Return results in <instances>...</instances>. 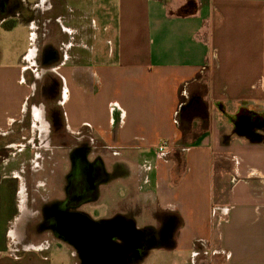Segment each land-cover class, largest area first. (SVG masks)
I'll return each instance as SVG.
<instances>
[{
  "label": "crops",
  "instance_id": "1",
  "mask_svg": "<svg viewBox=\"0 0 264 264\" xmlns=\"http://www.w3.org/2000/svg\"><path fill=\"white\" fill-rule=\"evenodd\" d=\"M187 1L102 0L99 10L114 15L101 19L106 57L95 48L92 18L47 29L57 50L46 58L37 43L18 52L16 41V53L1 51L0 138L15 137V147L29 107V141L52 133L42 100L34 101L52 76L61 85L56 105L67 134L87 143V156L105 164L98 171L112 175L80 188L68 184L59 200L94 221L120 217L125 232L151 238L142 257L127 264H177L184 255L193 264H264V0H194L195 13L179 16ZM9 2L0 0L3 38L25 27L7 25L8 8L18 13ZM8 146L0 149V159H11L0 160V264L75 259L56 234L11 244L23 240L30 221H41L26 193L40 191L41 182L24 180L25 158L56 152ZM56 176L45 183L51 195L62 190Z\"/></svg>",
  "mask_w": 264,
  "mask_h": 264
},
{
  "label": "rangeland",
  "instance_id": "2",
  "mask_svg": "<svg viewBox=\"0 0 264 264\" xmlns=\"http://www.w3.org/2000/svg\"><path fill=\"white\" fill-rule=\"evenodd\" d=\"M40 3L38 7L31 8L32 3L37 2ZM56 0H25L26 3H24L21 0H14L15 5L18 6L17 10L18 13H12V8H8V12L6 15H8V22L7 25L9 27H17L18 23L19 24H24L25 27L21 28L22 30H16L15 32L11 33L9 31L6 33L4 38L1 36L0 37V44L1 42L3 43L2 46H0V52L2 51L3 53L9 51H12V54H14L15 50L11 48L13 43H16L18 41L19 44V49L17 50L18 52L20 51H27L28 47L33 46L34 43L36 45L39 44L41 45V50L39 51L40 53V59H43L44 57H48V55H52L55 53L54 45L52 43H49V31L47 29H55V28H61L63 25H80V24H86L90 22V19H94L95 22H97L99 26V30L96 31V35L99 36V40L95 48L97 47L99 50V54L106 55L107 52V45H105V41L101 42L100 41V36L103 37V40H105V32L102 31V26H101V19L103 17V20L105 18H111L114 15L107 13L105 14V11L103 9L99 10L100 8H103L105 5L102 2V0H65V2L70 3L72 5V9H60V7H57L55 5ZM86 2L89 3L90 9L88 7L86 8L84 4ZM91 2V3H90ZM51 4V5H50ZM9 5H11V0L9 2ZM3 15V14H2ZM60 17L63 21L59 22L56 19ZM65 19V21H64ZM34 25V27L32 26ZM34 30L35 33H37L39 38L32 39V33L31 31ZM33 31V32H34ZM44 31L47 32V35H44ZM53 33H55V30H53ZM43 36H47L46 38H43ZM52 39V38H50ZM58 35L53 39L54 41H57ZM96 43V41H94ZM55 44V43H54ZM94 48V49H95ZM58 52V51H57ZM16 53V52H15ZM14 57V56H12ZM106 57V56H104ZM95 64V63H94ZM47 77V76H46ZM46 79V78H45ZM44 81V86L41 87V90L37 91L35 100H42V104L46 110V116L50 120V122L54 121L53 115L56 110H59V106L56 105V100L60 98V91H61V85L58 82V80L52 78V76H49V80L52 82L51 85H46L45 83H48V78ZM46 81V82H45ZM52 86V87H51ZM46 87V88H45ZM40 93V96H39ZM52 99L50 100V98ZM44 100V101H43ZM33 104V101L31 100L28 104V107ZM53 104V105H52ZM56 105V106H54ZM30 107L28 108V115H26V119L23 122V131L21 134L18 136L19 141L18 142H13L15 147L11 148V143L12 140L15 139V137H10L9 139H1L0 138V149H4L5 145H9L8 149H22V150H27V149H41V151H54L56 152L55 156H50V157H43V155H46V152L42 153V157L39 158H25L24 161V169H21L24 173V180L29 181V183L34 180V182L39 181L41 182V190L36 191V190H31L29 189L26 191L27 195L29 196V199L32 198L34 201V205L29 206L28 208L31 210L30 212L32 213L33 210L40 211L41 214L37 216V219H41L38 221H30L27 226L25 227L27 231H25V237L22 239H19V241H16L15 239L12 245H28L32 244L35 238L34 236H40L38 240H43L44 242L47 241L48 237L45 238V236L42 235H54L56 234V240L60 241L62 244H65L67 247L73 250L75 254V259L72 258L70 259V256L66 255V257L61 258H55L53 256L55 263L56 264H74L75 262L77 264H80V260L78 258V254L76 253L75 246L72 244L69 238H66L63 235L64 232V216L60 215L58 212V209L64 210L66 209L63 213H80L77 212V210H80V207H71L68 205V202H64V200H59L60 198H64L65 191L64 188L66 186V189L69 188V185H73L72 182V177H74L75 174V168L77 166H80L84 168V170L87 171V175L89 176L88 184H91L95 181L94 176L96 178V170L97 167H100L102 165H105L101 159H91L87 156L88 151H89V146L87 143L81 142V141H76L75 139L71 138L69 134H67L63 121H62V116L61 119L59 120V126H54L52 122V133L48 135L45 138L41 137L40 143H38V140L36 139L34 142L29 141V130L32 129V126L30 125L31 119H30ZM61 121V122H60ZM40 145V146H39ZM0 160H5V161H10V158H1ZM41 161V162H40ZM40 166V175L39 174H32L31 173V168L32 166L35 169H38L37 166ZM95 167V169L93 168ZM16 169V167H15ZM91 169H94V173L91 175ZM103 171H104V166H103ZM57 173V186L62 187V190L60 191H54V193L51 195L53 191L48 192L47 190V185L45 183L48 181L49 175L50 177L52 176V172ZM66 171L67 174H66ZM33 175V177H31ZM111 174H102V177H105V182L111 178ZM36 179V180H35ZM52 180V179H51ZM69 184V185H68ZM38 192V193H36ZM51 196H54L55 198H51ZM60 196V197H59ZM66 206V208L64 207ZM92 209V207L90 206ZM57 209V215L55 218H57V221L53 220H47L51 217H54L53 215L55 214ZM52 210V211H51ZM83 214V213H80ZM86 215V214H83ZM32 214L30 215V217ZM88 216V215H86ZM90 218V216H88ZM61 219V220H60ZM91 219V218H90ZM111 219H101L99 222H104V221H109ZM117 219L122 222V218L118 217ZM122 220V221H121ZM98 222V221H97ZM166 234H164L165 236ZM55 236V235H54ZM110 240L119 244H123L124 242H127L130 248H133L135 246L130 245V242L126 241L125 239L121 238L118 234H109L108 235ZM166 239V238H165ZM21 240V242H20ZM11 241V238H8L6 240V243ZM16 241V242H15ZM19 242V243H17ZM143 243V238L141 240L140 246L136 249V257L134 260H139L142 257V250L145 248H141V245ZM132 256V255H131ZM181 256V255H180ZM72 261V262H71ZM139 262V261H138ZM177 264H193V261L191 260L189 255H184V257H179L177 260Z\"/></svg>",
  "mask_w": 264,
  "mask_h": 264
},
{
  "label": "water",
  "instance_id": "3",
  "mask_svg": "<svg viewBox=\"0 0 264 264\" xmlns=\"http://www.w3.org/2000/svg\"><path fill=\"white\" fill-rule=\"evenodd\" d=\"M62 214L60 215L64 216L65 222L63 235L75 246L80 264H127L129 260L137 258L134 251L133 254L131 252L132 256L129 254L132 248L127 246V242L119 244L111 241L108 236L112 233L123 235L130 245L136 248L140 246V233L134 228L127 230L131 233L125 232L121 226L126 224L119 219L97 222L80 213ZM134 233L137 234L136 237H132Z\"/></svg>",
  "mask_w": 264,
  "mask_h": 264
},
{
  "label": "flooded vegetation",
  "instance_id": "4",
  "mask_svg": "<svg viewBox=\"0 0 264 264\" xmlns=\"http://www.w3.org/2000/svg\"><path fill=\"white\" fill-rule=\"evenodd\" d=\"M80 166H77L75 168V174H74V177H72V182H73L74 186L77 188H80L81 186L83 187L84 184H88V180H89V176L87 175V171L84 170L83 166L82 167H80ZM95 170H96L95 174L97 176H96V178L94 177V179L96 180L98 177H102V172L98 171L99 169H95ZM76 191H78V190H76ZM64 207L66 208V206H64ZM58 210H59L58 212L60 214H62L66 209H64V210L58 209ZM56 215H57V209H56L55 214L53 215L54 217H51L53 221H55V220L57 221L58 217L55 218ZM150 240H151V238L147 239L146 242H148ZM144 241H145V239H143V243L141 245V248L147 247V244Z\"/></svg>",
  "mask_w": 264,
  "mask_h": 264
},
{
  "label": "trees",
  "instance_id": "5",
  "mask_svg": "<svg viewBox=\"0 0 264 264\" xmlns=\"http://www.w3.org/2000/svg\"><path fill=\"white\" fill-rule=\"evenodd\" d=\"M197 9V5L195 3L194 0H188L186 2V4L177 12V14L179 16H188V15H192L195 13ZM61 111L60 110H56L54 115H53V124L54 126H59V120L61 119ZM61 122V121H60Z\"/></svg>",
  "mask_w": 264,
  "mask_h": 264
},
{
  "label": "built area",
  "instance_id": "6",
  "mask_svg": "<svg viewBox=\"0 0 264 264\" xmlns=\"http://www.w3.org/2000/svg\"><path fill=\"white\" fill-rule=\"evenodd\" d=\"M165 149V145H161L160 147H158L157 151L159 154H161Z\"/></svg>",
  "mask_w": 264,
  "mask_h": 264
}]
</instances>
